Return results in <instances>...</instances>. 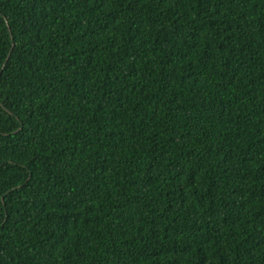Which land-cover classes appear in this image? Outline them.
Instances as JSON below:
<instances>
[{
	"label": "trees",
	"instance_id": "16d2710c",
	"mask_svg": "<svg viewBox=\"0 0 264 264\" xmlns=\"http://www.w3.org/2000/svg\"><path fill=\"white\" fill-rule=\"evenodd\" d=\"M0 264H264V0H0Z\"/></svg>",
	"mask_w": 264,
	"mask_h": 264
}]
</instances>
